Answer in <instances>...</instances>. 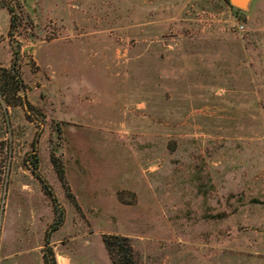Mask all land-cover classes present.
<instances>
[{"label": "rangeland", "instance_id": "rangeland-1", "mask_svg": "<svg viewBox=\"0 0 264 264\" xmlns=\"http://www.w3.org/2000/svg\"><path fill=\"white\" fill-rule=\"evenodd\" d=\"M0 3V264H113L105 237L132 264H264L246 26L148 46L116 0Z\"/></svg>", "mask_w": 264, "mask_h": 264}, {"label": "crops", "instance_id": "crops-1", "mask_svg": "<svg viewBox=\"0 0 264 264\" xmlns=\"http://www.w3.org/2000/svg\"><path fill=\"white\" fill-rule=\"evenodd\" d=\"M233 7H230L225 0H116L115 13L119 32L124 34V32L130 31L132 37L138 42L140 39L147 38L148 46L151 43L155 44L157 37H164L169 32L178 34L200 32L194 19L198 10L235 13L244 20L247 35L250 36V39H246L249 44L246 47L247 53L243 62L248 68L251 67L254 72L251 73V77L247 78V82L253 85L257 79L261 87L264 80V0H252L247 10L240 9L243 11L241 14L236 13L234 8L237 7ZM255 17L260 19L259 28H254L251 25ZM218 31H220L219 27L213 25L203 34L213 35ZM255 35H259L260 39L253 41L251 37ZM254 44L260 48V54H255L252 48ZM259 65L261 66L259 67ZM251 91L252 89L249 91V87L243 90L245 95L247 92L250 95L249 92Z\"/></svg>", "mask_w": 264, "mask_h": 264}, {"label": "built area", "instance_id": "built-area-1", "mask_svg": "<svg viewBox=\"0 0 264 264\" xmlns=\"http://www.w3.org/2000/svg\"><path fill=\"white\" fill-rule=\"evenodd\" d=\"M195 20L201 31L210 29L213 25L221 24L225 28H233L237 32L245 31V25L235 14L227 11L215 12L210 10L196 11Z\"/></svg>", "mask_w": 264, "mask_h": 264}, {"label": "trees", "instance_id": "trees-1", "mask_svg": "<svg viewBox=\"0 0 264 264\" xmlns=\"http://www.w3.org/2000/svg\"><path fill=\"white\" fill-rule=\"evenodd\" d=\"M225 1L227 2V4L230 7H233L232 5L229 4L228 0H225ZM0 6H3V5L0 3ZM234 9H235L236 13H239V14L243 13V11H241L238 8H234ZM241 19H242V17H241ZM37 162H38V160H37L36 156H30L29 167L35 174H37ZM42 182H43V180H42ZM43 184H45V183L43 182ZM47 189H49V187ZM254 201L258 202V203H264V200L254 199ZM60 214H62V212H60ZM60 214H59L60 219H59V221L55 222L56 223L55 225L60 224V222L62 221ZM115 239H117L119 241L117 243V249H115L114 246H111L110 242L105 237V243H106V246H107L109 252L111 253L113 264H132L131 263V256L128 253V250L124 245V241L126 239L124 237H115ZM45 264H49V262L47 260V254L46 253H45Z\"/></svg>", "mask_w": 264, "mask_h": 264}, {"label": "water", "instance_id": "water-1", "mask_svg": "<svg viewBox=\"0 0 264 264\" xmlns=\"http://www.w3.org/2000/svg\"><path fill=\"white\" fill-rule=\"evenodd\" d=\"M252 0H229V3L242 10H247Z\"/></svg>", "mask_w": 264, "mask_h": 264}, {"label": "bare ground", "instance_id": "bare-ground-1", "mask_svg": "<svg viewBox=\"0 0 264 264\" xmlns=\"http://www.w3.org/2000/svg\"><path fill=\"white\" fill-rule=\"evenodd\" d=\"M61 264V263H60Z\"/></svg>", "mask_w": 264, "mask_h": 264}]
</instances>
